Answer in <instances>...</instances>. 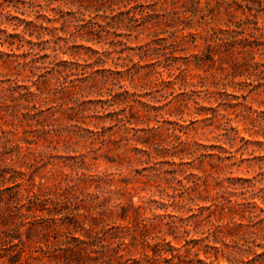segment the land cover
<instances>
[{
    "label": "clouds",
    "instance_id": "obj_1",
    "mask_svg": "<svg viewBox=\"0 0 264 264\" xmlns=\"http://www.w3.org/2000/svg\"><path fill=\"white\" fill-rule=\"evenodd\" d=\"M204 2L193 16L174 0H0V52L31 90L0 85V254L13 264L76 246L95 264L264 251V0H225L214 21ZM209 186L222 191L201 196ZM221 197L227 215L204 220Z\"/></svg>",
    "mask_w": 264,
    "mask_h": 264
},
{
    "label": "rangeland",
    "instance_id": "obj_2",
    "mask_svg": "<svg viewBox=\"0 0 264 264\" xmlns=\"http://www.w3.org/2000/svg\"><path fill=\"white\" fill-rule=\"evenodd\" d=\"M26 2V0H3V4H19L23 5ZM3 4H0V9H3ZM225 0H205L204 2V7L207 9V15L209 19L211 20H216L217 18H223L225 14ZM174 6L176 8H184L186 11H188L189 15H199L200 11V0H184V3L181 2V0H174ZM144 5L139 4L136 5L137 11L143 9ZM239 7L242 6H237V10H239ZM6 11V9H3ZM128 15H131V10L127 13ZM71 15V14H68ZM121 16H124L125 13L121 12ZM156 15H159L157 13ZM64 16H61V19H63ZM12 20H16L17 17H11ZM200 20H204V16H200ZM22 23L26 24H31V21H21ZM63 25H61V28ZM221 31L223 29L221 28ZM11 40L15 41L18 39L16 36L10 37ZM11 47V45H9ZM16 53H9V52H0V75L7 76L9 78L0 80V85L4 86V90L6 93L10 94L13 99H21L25 95H30L31 90L29 89L28 85L26 83L22 82V78L25 77L28 72H27V66L25 64H17L16 60L14 57L16 56ZM20 60H27L28 57L24 54H21L19 56ZM147 63V62H146ZM15 76L16 80L13 81L10 77ZM16 90H21L20 96L16 95ZM35 113H25V117L29 115H34ZM10 129L7 126V123H5L3 126H0V131L8 132ZM31 131L30 128L24 127V128H19L16 130L17 135H27V133ZM29 140L32 139L31 136L28 137ZM255 139V138H254ZM259 143V141H256ZM103 165H101L102 167ZM200 192L201 196H206V197H212L214 198V193L219 194L220 191H222L221 188L217 187L216 189H213L211 186L208 188H203L201 187L198 189ZM5 193L11 194L12 190L10 188H5L4 189ZM5 193H0V200L4 199ZM9 198L11 196L9 195ZM223 197H221V203L217 204L214 206V211L212 209L204 208L201 209V216L203 217L204 220H207L208 222H211L212 220H216L217 223H220V220L227 215V211L225 210L223 206ZM50 240L56 239L55 236H50ZM215 239H225L223 235L216 236ZM188 245H199V241H188L187 244L185 245L188 247ZM154 249L157 251L155 252H148L147 255L149 259H151L153 256L157 255V252L159 251V245H153L152 246ZM169 247H172L174 249L173 245H169ZM211 247V245H209ZM259 247V246H258ZM56 258L52 260L51 264H95V262L91 259L93 257H88L85 252H81L79 246L76 247H68L67 250H57L53 254ZM27 256V252L24 253V255L21 257V262L24 264V259ZM177 256L179 258L177 259ZM165 259V264H172L171 260ZM173 260L176 261V264H203V262L200 260L199 256V251L198 249L195 250L194 254V249L193 248H188V251L185 253H176L175 251L173 252ZM121 260L122 264H128L126 260L123 259V254H121ZM259 262V264H264V251H258L254 252L252 257L248 260L247 264H256V262ZM118 264V262H117ZM133 264H135V261H133Z\"/></svg>",
    "mask_w": 264,
    "mask_h": 264
},
{
    "label": "trees",
    "instance_id": "obj_3",
    "mask_svg": "<svg viewBox=\"0 0 264 264\" xmlns=\"http://www.w3.org/2000/svg\"><path fill=\"white\" fill-rule=\"evenodd\" d=\"M4 235L7 236V235H9V233H5ZM11 251H12L11 249L3 250L2 254H0V259H3L4 256H10ZM16 259H19L18 255L14 256V257L10 256L8 264H13V261L16 260ZM20 264H23L21 262V258H20Z\"/></svg>",
    "mask_w": 264,
    "mask_h": 264
}]
</instances>
